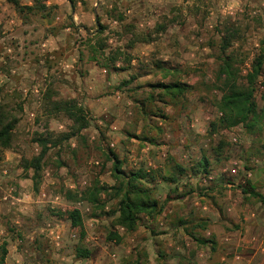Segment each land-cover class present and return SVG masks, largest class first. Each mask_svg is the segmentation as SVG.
<instances>
[{"label":"rangeland","instance_id":"1","mask_svg":"<svg viewBox=\"0 0 264 264\" xmlns=\"http://www.w3.org/2000/svg\"><path fill=\"white\" fill-rule=\"evenodd\" d=\"M17 1L21 5L31 4V0ZM73 3L71 8L69 0H48L44 11L29 13L24 19L27 12L18 14L12 0H0V107L17 120L11 145L3 150L0 160V244L6 242L7 249L4 264H155L156 244L150 231L153 222L143 217L146 225L141 221L132 232L115 226L112 212L116 200L107 193L101 195L104 206L95 208L88 203L81 215L85 232L82 241L79 242L78 229L71 227L66 216L75 202L82 200L70 195L80 196L92 185L96 174L107 185L112 177L108 162L103 173H98L101 152L96 145L107 149L101 144L107 139L105 135L102 138L101 130L107 128L98 124L85 106L90 125L80 132L84 142L78 135L62 138L76 125L58 108L60 103L73 99L83 105L77 89L83 69H64L63 57L78 54L82 61H87L90 50L86 39L90 37L95 46L101 39L104 43L102 53H96L99 63L105 62L110 52L120 50L131 54L132 59L123 61L121 55L117 59L119 66L134 64L137 69L146 66L160 71L161 65L179 69V79L197 87L189 94L198 106L196 112L209 116L210 133V122H217L221 115L217 108L221 93L213 87L217 45L221 38L232 35L227 52L238 59L240 81L244 83L252 61L264 46V19L259 11L251 16L247 8L257 3L254 8L260 10L264 0ZM157 24L164 28L151 41L135 42L128 47L133 34L154 30ZM99 25L104 29L97 35L95 29ZM107 67L112 69L111 65ZM261 92L254 93L258 105ZM213 132L218 141L220 135ZM244 134L239 143L225 145L220 157L211 153L210 146L217 141L210 140L207 152L214 163L213 170L232 157L251 165L254 156L245 157L238 151L250 144L253 137V145H257L264 138V125L256 135ZM39 135L49 139L48 151L34 173L32 169H23L22 159L38 154L40 146L33 139ZM56 139L61 140L54 143ZM84 180L87 183L82 188ZM112 231L121 236L119 241L108 239ZM78 244L91 252L89 257L76 258Z\"/></svg>","mask_w":264,"mask_h":264},{"label":"crops","instance_id":"2","mask_svg":"<svg viewBox=\"0 0 264 264\" xmlns=\"http://www.w3.org/2000/svg\"><path fill=\"white\" fill-rule=\"evenodd\" d=\"M256 5L248 7V13L252 16L259 11L264 19V7L259 5V10L254 8ZM63 59L64 69H83L77 86L82 103L97 123L107 128L101 131L113 146L106 148L122 161V169L126 173L140 169L145 173L158 170L162 176H176L173 181L159 175L155 177L157 198L164 202L169 191L174 192L176 198L166 201L151 221L154 224L151 239L156 244L154 263L264 264V138H258L257 145H253V137L250 144L243 145L238 151L245 157L254 156L249 177L245 178L241 169L231 174L232 163L236 161L233 157L208 174L190 176L189 170L208 149L210 140L217 141L218 138L217 133L207 132L209 116L205 117L203 111L196 112L198 106L190 94L186 95L189 102L187 104L185 99L184 109L158 103L169 118H162L152 111L139 116L134 98L137 91L147 93L151 84L169 81L170 76L163 78L154 67L137 69L134 64L119 66L117 61L110 69L89 58L82 61L78 54ZM138 84L142 87L137 90ZM157 126L162 130L158 131ZM242 133L251 136L245 129ZM205 143L207 146L203 147ZM108 163L110 167L111 162ZM178 166L183 168V174L177 173ZM209 174H213L212 179L207 178ZM247 180L260 197L245 199L247 194L238 184L244 186ZM85 183L84 180L82 188ZM80 202L78 207L83 216V210L89 204L85 200ZM190 220L205 223L198 234L208 239L213 236L214 246L199 245L187 233L185 226L190 225Z\"/></svg>","mask_w":264,"mask_h":264},{"label":"trees","instance_id":"3","mask_svg":"<svg viewBox=\"0 0 264 264\" xmlns=\"http://www.w3.org/2000/svg\"><path fill=\"white\" fill-rule=\"evenodd\" d=\"M14 4V10L18 14L25 13L22 17L24 19L28 18V14H35L36 12L44 11L47 7L46 2L48 0H31V4L21 5L17 0H12ZM70 4L73 6V0H69ZM48 15V14H47ZM164 26L157 24L154 30L144 31L132 35V38L128 42V47H131L135 42L148 43L153 39V35L159 33L163 30ZM103 26L99 25V28L95 29V33L99 35L103 31ZM90 34V33H88ZM231 34H227L219 41L217 45V54L215 56L216 60V70L214 76L213 87L219 90L220 97L217 101V108L220 112V117L217 122H210L211 130L210 132L217 131L220 135L217 143H213L210 146L211 153L216 157L223 156V149L225 145L231 144L227 137H225V131L230 127L241 126L248 133L256 135L257 133L263 130L264 125V46L260 48V53L254 58L251 65V70L246 75L245 82L240 81V70L237 66L238 59L232 52H227V49L230 47V38ZM88 40V47L90 50L89 59L98 61V51L102 53L104 49V43L102 44V39L98 43L93 45ZM120 55V56H119ZM122 55L123 61H130L132 59L131 54L128 52H121L120 50H115V52H110L105 57V62H102V65L113 66L117 59ZM160 69L161 76L166 78L170 76L169 81H160L157 83L151 84L149 86V91L147 93L142 90L138 92L142 86L140 84L136 85L137 93L134 95L135 102L137 103L136 110L139 116H146L150 111L155 114L161 115L162 118H169L168 115L164 113L162 105L172 104L180 109H184L185 99L187 104L189 100L186 98V95L197 90V87L191 84L183 83L179 79V69H169L158 65ZM188 70H186V73ZM261 77V85L263 90L261 92V105L257 104L255 100L254 93L258 89L257 80ZM132 78V77H131ZM162 105H160V104ZM59 105V103H57ZM55 106L58 107V105ZM56 107V108H57ZM63 110L67 117L72 120L74 130H71L70 133L64 135L62 138L67 139L70 136H80L82 142H84V137L80 135V132L86 129L89 125V116L87 115L84 105L79 104L73 99H68L63 102V104L58 107ZM17 120L16 118L7 114L2 107H0V160L2 159L3 150L7 149L11 145L13 129L15 127ZM157 130L160 131L162 128L157 126ZM225 138H223V136ZM102 138L105 139V136L102 134ZM61 139H56L54 143H59ZM33 141L40 146L38 154L32 158H23L22 167L23 169H32L34 173L38 172L41 162L43 161L47 151V143L49 139L47 137H42L41 135L35 137ZM105 143L101 141V144ZM106 143H108L106 141ZM87 145V144H86ZM103 145V144H102ZM104 146V145H103ZM96 147L101 152L100 157V166L98 173H103L106 167L107 162H111L110 174L114 183L112 185H107L103 182H100L97 176H94L92 180V185L87 187L85 190L81 191L80 196L75 194L70 195L71 198H80L87 201L89 204L98 208L104 206V202L101 200L102 193H107L109 198H114L115 206L113 210L114 215V225L124 228L126 231L132 232L137 229L140 225V222L144 223L142 218H149L150 221L161 212L165 202L171 198H176L175 193L169 191L164 199V202L160 201L157 198L155 186V177L156 175L161 176L164 180L173 181L176 176H166L161 175L158 170L152 171L150 173H145L143 170H136L134 172L126 173L122 169V161L117 157V155L110 149L107 148L105 151L102 147L96 145ZM105 147H110L106 144ZM209 150V152H210ZM208 150H204L200 160L196 161L191 169L189 170L190 176H196L199 173L202 175L208 174L212 171L214 163L211 161L208 155ZM75 156V150L73 151ZM241 163L243 171L250 170L249 164L246 162ZM60 165L62 162H58ZM179 167V166H178ZM177 173H184L183 168L179 167ZM219 177V176H218ZM217 177V178H218ZM249 180L246 181V185L238 184L242 192L247 194L245 199L258 198L261 195L254 190L252 186H249ZM66 216L70 221V225L74 230L78 229L79 242L85 236L83 223L81 219L80 212L77 209L70 210L66 212ZM187 223V222H185ZM184 223V224H185ZM190 225L185 226L187 233L193 237L199 245L211 244V247L214 246L215 239L213 236L211 238H205L199 233V229L205 227V223L202 221L194 223L193 220L188 221ZM196 231H195V230ZM150 231L153 233V227L150 228ZM197 234V235H196ZM108 239L116 238L118 241L121 239V236L115 232H109L107 235ZM212 242V243H211ZM81 244V243H80ZM80 244L75 248L76 258H87L90 255V251L87 248L82 247ZM7 253L6 242L0 244V264H4L5 255Z\"/></svg>","mask_w":264,"mask_h":264},{"label":"built area","instance_id":"4","mask_svg":"<svg viewBox=\"0 0 264 264\" xmlns=\"http://www.w3.org/2000/svg\"><path fill=\"white\" fill-rule=\"evenodd\" d=\"M260 81H261V77H259V80H258V83H257V86H258V89L255 91V94L257 93V92H261L262 90H263V87H262V85H261V83H260ZM243 131V128L241 127V126H235V127H230L229 129H227L226 131H225V136L228 138V140L232 143V144H237V143H239L240 141H241V135H242V132ZM104 146H106V144L108 145V146H110V147H112L113 146V144H112V142H108V143H102ZM207 146V144L205 143L204 145H203V147H206ZM233 164V167L230 169V172H231V174H236V173H238L239 171H240V169L243 171V168H242V166H241V163H240V161H238V160H236V161H234V163H232ZM250 176V170H248V171H244V177L246 178V177H249ZM207 178H209V179H212L213 178V174H209L208 176H207ZM83 183H84V181H83ZM55 198H57V197H55ZM81 204V202L80 201H78V202H76L73 206H72V208L70 209V210H73V209H77L79 212H80V209H79V207H78V205H80ZM87 209V208H86ZM69 210V211H70ZM83 211H85V209L83 210ZM47 226L48 227H50V225L49 224H47ZM49 230L51 229V228H48Z\"/></svg>","mask_w":264,"mask_h":264},{"label":"water","instance_id":"5","mask_svg":"<svg viewBox=\"0 0 264 264\" xmlns=\"http://www.w3.org/2000/svg\"><path fill=\"white\" fill-rule=\"evenodd\" d=\"M97 19V17L95 16V20Z\"/></svg>","mask_w":264,"mask_h":264}]
</instances>
